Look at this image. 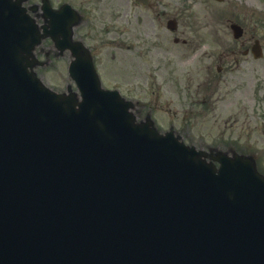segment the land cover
<instances>
[{"label":"water","instance_id":"obj_1","mask_svg":"<svg viewBox=\"0 0 264 264\" xmlns=\"http://www.w3.org/2000/svg\"><path fill=\"white\" fill-rule=\"evenodd\" d=\"M2 1L5 0H0V3ZM19 2H15L18 11L25 14ZM21 18L14 20L19 29ZM18 28L15 30L17 33ZM40 37L39 33L37 38L22 41L25 50L30 52ZM19 50L17 48L16 52ZM16 58L23 61L25 66L34 63L21 52L17 53ZM97 92L99 103L95 109L118 121L120 113L106 105L111 96ZM8 103L26 117L17 102L8 100ZM128 113L133 121V115ZM132 126L138 131L143 129L134 123ZM7 128L0 114V144L5 136L2 132H6ZM147 129L152 134L147 142L163 152L165 161L170 154L175 156L167 163L156 166L147 187L143 183L148 176L120 167L131 184L124 182L119 176L120 168L116 167L118 163L114 151L106 146L100 147L115 178L96 183L82 192L81 196L90 199L94 211L100 216L78 227L79 244H86V258L93 255L96 260L92 264H135L139 257L143 264H264V203L260 201V197L264 196V185L255 182L252 168L243 165L247 168L243 169L245 174L241 175L237 160L225 161L220 174H216L211 169L213 165L206 164L193 151L187 152L188 157L182 159L174 142L168 143L166 139L158 138L152 128ZM28 138L26 133L20 137L18 152L25 148ZM5 140L8 142V137ZM74 147L78 148V145L74 143ZM66 149L69 148L59 146L56 156H64ZM10 152L8 145L0 150V163ZM67 154L75 164L82 166L79 169L86 170L85 176L89 178L94 173L91 168L93 160L86 150ZM139 156L145 157L149 166L154 165L155 159L147 152L142 151ZM214 157L220 158L217 155ZM120 182L124 184L118 191L115 183ZM132 196L133 202H128L127 198ZM140 198L145 201L144 207L140 206ZM136 207L139 208L138 212ZM12 214L13 205L5 193L0 168V218L13 232ZM63 216L64 213L57 212V206L51 203L49 220L52 229L68 236L75 230L61 220ZM15 226L18 228L17 223ZM61 243L72 251L77 250L74 242L61 240ZM58 244L57 239H52L50 246L52 248ZM56 253L55 250L50 254L51 264H54L53 255ZM59 254V263L74 264L73 260L66 261L63 253Z\"/></svg>","mask_w":264,"mask_h":264},{"label":"rangeland","instance_id":"obj_2","mask_svg":"<svg viewBox=\"0 0 264 264\" xmlns=\"http://www.w3.org/2000/svg\"><path fill=\"white\" fill-rule=\"evenodd\" d=\"M87 2L93 10L90 23H82L75 30L77 37H82L92 49L103 85L117 87L125 96H136L142 100L157 102L160 110H157L154 116L162 128H168L172 121L182 126L190 123L192 133L202 137L208 144L236 146L231 140L237 136L235 121L238 117V94L231 83L227 84L222 80L217 82L218 84H211V91L205 96L209 102L207 107L193 104L202 98L204 93L202 86L207 79L208 62L198 57L195 50L190 51V59L182 60L184 49L181 48L182 50L175 52L180 59L179 84L174 89L173 83L165 84V89L161 88V80L167 72L163 73L159 68L157 48L153 46L155 28L153 20L158 22L156 11L140 3L136 6L132 0L130 2L104 0L100 6L99 0ZM230 6L228 2L198 0L194 6L193 20L208 21L206 14L212 12L214 16L226 11ZM222 16L223 20L226 19L225 12ZM210 20L220 19L210 17ZM51 43L49 40L43 41L46 48L54 50ZM165 45L173 44L166 41ZM40 58L47 60L44 55ZM190 60V64H184ZM69 61L70 54L65 52L61 56H51L45 65L37 67L36 70L45 84L63 91L70 84L75 87V82L68 73ZM158 68L160 70H157ZM213 74L218 75L215 68ZM148 75L154 78V85L149 86L140 81ZM129 80L140 85L132 93L128 91ZM188 83L191 85L190 88L187 86ZM198 84H201L200 89L196 88ZM175 112L178 113V117L173 119L172 115Z\"/></svg>","mask_w":264,"mask_h":264},{"label":"flooded vegetation","instance_id":"obj_3","mask_svg":"<svg viewBox=\"0 0 264 264\" xmlns=\"http://www.w3.org/2000/svg\"><path fill=\"white\" fill-rule=\"evenodd\" d=\"M261 28H264V25H261ZM255 29L246 30L244 27V32H243V38L238 40L237 44V49L234 51L235 53H240L244 55L246 58L244 60L248 59V55H252L253 57H256L253 53V48L255 46V41L259 39L258 41V47H261L264 50V34L261 36H258L256 33H254ZM257 58V57H256ZM237 62H239L238 57L236 58ZM251 67L254 66V62L252 61L250 64ZM255 78L256 75H254Z\"/></svg>","mask_w":264,"mask_h":264}]
</instances>
